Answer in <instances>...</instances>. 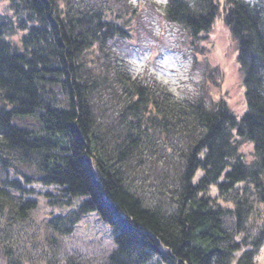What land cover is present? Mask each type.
Here are the masks:
<instances>
[{
    "label": "trees",
    "instance_id": "16d2710c",
    "mask_svg": "<svg viewBox=\"0 0 264 264\" xmlns=\"http://www.w3.org/2000/svg\"><path fill=\"white\" fill-rule=\"evenodd\" d=\"M100 2L0 0V214L25 219L36 208L26 186L38 185L58 193L44 192L49 206L67 209L47 221L53 234L70 236L89 214L111 229L103 264H256L264 245V0L162 4L194 45L225 28L245 88L236 113L221 89L208 102L183 101L114 66L108 43L131 37L138 11ZM10 159L29 170L22 182L3 174ZM44 254L46 264H95Z\"/></svg>",
    "mask_w": 264,
    "mask_h": 264
},
{
    "label": "rangeland",
    "instance_id": "374dc122",
    "mask_svg": "<svg viewBox=\"0 0 264 264\" xmlns=\"http://www.w3.org/2000/svg\"><path fill=\"white\" fill-rule=\"evenodd\" d=\"M85 1L91 4V0ZM110 1L132 5L138 11L131 37L108 43V56L114 66L127 70L131 79L149 87L164 86L179 100L194 101L199 97L208 102L209 94L218 93L221 89V94L227 93L225 102L231 110L236 113L233 106H243L245 88L238 71L237 50L221 24L213 27L205 42L194 45L188 31L165 18L162 6L165 0ZM216 67L223 74L221 88L218 86ZM207 73H213L212 77L207 78ZM111 97L112 91H109L100 100L103 103ZM8 165L7 172L3 174L22 182V174L29 171L27 167L11 159ZM26 190L31 192L25 193L24 198L36 200V208L25 219L17 220L8 213L0 214V264H10V261L46 264L50 257L44 251H59L62 259L78 255L95 264L105 262L114 249L111 229L95 214L82 218L70 236L58 237L46 227V223L49 218L64 214L67 209L49 206L43 195L46 191L56 194L55 190L38 185H27ZM211 194L218 196L214 188ZM53 239L57 242L56 246L52 245ZM256 264H264V245Z\"/></svg>",
    "mask_w": 264,
    "mask_h": 264
}]
</instances>
